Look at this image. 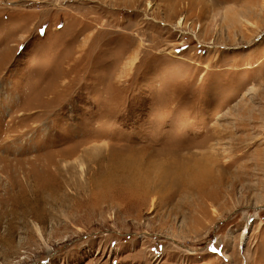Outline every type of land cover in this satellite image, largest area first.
I'll return each instance as SVG.
<instances>
[{
  "label": "rangeland",
  "instance_id": "1",
  "mask_svg": "<svg viewBox=\"0 0 264 264\" xmlns=\"http://www.w3.org/2000/svg\"><path fill=\"white\" fill-rule=\"evenodd\" d=\"M0 264H264V0H0Z\"/></svg>",
  "mask_w": 264,
  "mask_h": 264
},
{
  "label": "bare ground",
  "instance_id": "2",
  "mask_svg": "<svg viewBox=\"0 0 264 264\" xmlns=\"http://www.w3.org/2000/svg\"><path fill=\"white\" fill-rule=\"evenodd\" d=\"M149 7L152 8V4H149ZM130 157L131 162L133 160L132 158H138L137 154L132 152L129 155V158ZM164 162L165 163L163 164L154 165L149 160L146 164L132 162V164L128 166L121 167V165L118 164L115 166H108V169L112 168V170H110L111 172H103V174H99V178L95 184L92 185V189L96 190L94 193L96 194V201L98 203L108 202L109 199H101L102 194L106 193L111 194V197L115 199L116 194L117 196L119 195V190L117 187H114V184L121 182L126 175L133 177L134 181H138L142 192L126 194L124 196L127 198L123 200H138L140 202L143 200L146 202L148 199L156 200V197L159 196V194L165 192L164 188H179L180 191L185 193H188L192 188L195 192L196 190L199 191L194 185L197 183L204 185L211 177L207 160L204 158H200L199 160L194 158L192 162H190L191 166L186 163L176 164V170L171 167L173 164L171 163L172 161L164 160ZM175 163L176 162H174V165ZM204 186L207 185L205 184ZM152 196H154V199H152ZM204 199L208 200L209 198L205 197Z\"/></svg>",
  "mask_w": 264,
  "mask_h": 264
}]
</instances>
